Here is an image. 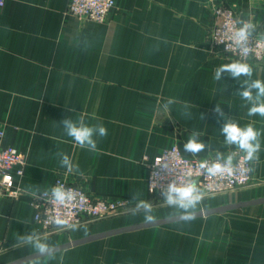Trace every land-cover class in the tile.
Masks as SVG:
<instances>
[{
	"label": "crops",
	"instance_id": "1",
	"mask_svg": "<svg viewBox=\"0 0 264 264\" xmlns=\"http://www.w3.org/2000/svg\"><path fill=\"white\" fill-rule=\"evenodd\" d=\"M116 2L104 23L76 18L69 0H6L0 8V130L3 145L26 158L20 197L0 201V264L166 262L190 258L201 240L212 244L211 264H264V117L249 116L251 105L239 95L247 77L214 78L219 66L238 60L214 52L207 36L213 5L227 4L264 37V0ZM244 63L253 80L264 81V61ZM81 117L107 128L105 137H94V152L76 145L60 123ZM230 118L261 133L252 183L203 196L193 219H179L166 205L152 206L151 223L166 222L130 230L148 224L142 211L75 230L44 232L36 223L33 196L50 190L57 176L92 196L151 201L148 162L171 144L193 156L183 149L193 132L209 145L198 155H227L237 149L221 133ZM58 153L79 173H68ZM33 232L53 256L19 242Z\"/></svg>",
	"mask_w": 264,
	"mask_h": 264
},
{
	"label": "built area",
	"instance_id": "2",
	"mask_svg": "<svg viewBox=\"0 0 264 264\" xmlns=\"http://www.w3.org/2000/svg\"><path fill=\"white\" fill-rule=\"evenodd\" d=\"M5 2L6 0H0V8L4 7ZM114 7L115 0H69L70 14L79 19L99 23L105 22ZM213 15L212 26L207 36L214 52L242 62L264 61V37L252 35L248 41L250 52L247 56H242L239 49L229 39L232 31L239 27L236 23L239 17L235 8L227 4H217ZM3 136V132L0 131V199L16 200L22 193L17 179L24 173L26 159L16 150L3 147ZM243 156L241 152L237 153L233 161L234 170L231 176L211 177L200 168V164L206 160L212 162L215 156H186L177 145H171L148 162V191L152 196L163 200L160 193L169 183L181 184L189 176L197 181L204 195L221 194L244 187L252 181V171H248L249 168L252 169V162L244 161ZM57 185H64L66 189L73 190L76 199L65 207L54 204L50 196L43 195L50 190L33 196L35 221L46 232H52L55 228L68 230V228L54 226L53 217L66 218L70 223L78 226L89 220L124 212L136 205L135 202L123 196H92L81 186L70 184L61 176L54 179L52 187Z\"/></svg>",
	"mask_w": 264,
	"mask_h": 264
},
{
	"label": "clouds",
	"instance_id": "3",
	"mask_svg": "<svg viewBox=\"0 0 264 264\" xmlns=\"http://www.w3.org/2000/svg\"><path fill=\"white\" fill-rule=\"evenodd\" d=\"M236 23L239 27L232 31L229 39L232 44L239 49L242 56H247L250 52L248 41L255 31V26L251 22L243 19L238 20ZM225 73L234 80H239L242 76L247 77V79L241 83L239 95L244 101L251 105L248 110L249 116L259 114L261 117H264V81L252 79V67L242 61H233L219 66L215 71L214 78L220 80L222 79V74ZM172 102L173 101L169 100L168 104ZM167 106L168 105H165L166 108ZM215 110L221 116L224 115L221 107L216 106ZM60 123L63 124L67 136L70 137L76 145L93 152L97 150V141L94 137H105L108 134L107 128L102 124L89 125L85 122L83 117L78 121L66 118ZM221 133L225 137V143L227 145H235L240 152L244 153V161L255 162L258 160L257 153L260 150L259 136L261 133L255 130L251 124L242 128L230 118L227 119L221 127ZM199 135L198 132H193L188 141L183 144V149L186 153L195 155L204 151L206 147H209L208 144L199 139ZM58 155L60 156L61 166L65 167L68 173L74 171L79 173V166L74 164L67 154L58 153ZM236 156L237 152H232L225 156L217 151L215 153V159L212 162L207 160L203 161L200 164V168L211 177L231 176L234 170L233 161ZM252 170L251 168L248 169V171ZM43 195L50 196L51 202L54 204L65 207L69 202L76 199L73 190L66 189L64 185L54 186L50 189V192H45ZM160 195L167 205L179 210V219L188 221L194 218L197 205L201 202L204 193L198 187L197 181L189 176V178L181 184L175 182L169 183L168 186L161 191ZM132 199L137 200V197L132 196ZM141 211L144 214L143 218L146 223L155 222V217L152 215L153 207L151 203L145 200H138L134 208V213H139ZM52 223L56 227L72 230H75L77 227V225L70 223L66 218L53 217ZM18 240L19 242L31 245L38 256L54 255V248L46 241H42L35 232L20 236Z\"/></svg>",
	"mask_w": 264,
	"mask_h": 264
},
{
	"label": "rangeland",
	"instance_id": "4",
	"mask_svg": "<svg viewBox=\"0 0 264 264\" xmlns=\"http://www.w3.org/2000/svg\"><path fill=\"white\" fill-rule=\"evenodd\" d=\"M116 5H117V2L115 0V7H116ZM216 6H217V4H214L213 7H212V20H213V17H214L213 11H214V8ZM232 8H234V7H232ZM235 10H237V9L235 8ZM237 14H238V10H237ZM238 17H239V14H238ZM101 23H104V22H101ZM209 45H210V42H209ZM3 134H4V132H3ZM2 145H3V139H2ZM171 145H177V144H171ZM3 147L10 148V149H14L20 155H25L24 152L18 150L14 146H4L3 145ZM232 152H237L238 153L240 151L238 149H236V150H233L232 149V150L229 151L228 154H230ZM242 154H244V153H242ZM193 156H213L214 157L215 154H212V155L211 154H200V155L196 154V155H193ZM252 169H253V164H252ZM252 180H253V170H252ZM251 183H252V181L249 184H251ZM248 185H246V186H248ZM246 186H244V187H246ZM19 188L21 189V186H19ZM241 188H243V187H241ZM228 192H230V191H228ZM203 196H208V195H203ZM1 199H0V201H1ZM149 202L151 203L152 206H155V207L156 206H159L160 207V206H166L167 205L162 199H160L157 196H153L152 199H151V201H149ZM134 208H131V209L125 210L124 212L117 213V214H114V215H110V216H107V217L101 218V219H106V218H111V217H117V216H129V215H131L134 212ZM101 219L89 220V222L87 221L86 223L95 222V221L101 220ZM41 229L44 231V228L42 226H41ZM59 229L60 228H55V229H53V231H56V230H59ZM68 230H72V229H68ZM44 232H46V231H44ZM159 235L160 234L159 233H155V230H154L153 233L150 234V238L151 239H154L152 241L156 242L157 236H159ZM211 247H212L211 242H204V240H201V241H199L197 243L195 252H194V254L190 258H186V257H183V256L178 255V256H173L170 260H166V262H108V264H211V262L209 260V259H211L210 255H209L210 252H211ZM106 263L107 262H80V264H106ZM25 264H67V262H28V263H25Z\"/></svg>",
	"mask_w": 264,
	"mask_h": 264
},
{
	"label": "water",
	"instance_id": "5",
	"mask_svg": "<svg viewBox=\"0 0 264 264\" xmlns=\"http://www.w3.org/2000/svg\"><path fill=\"white\" fill-rule=\"evenodd\" d=\"M211 211H205V212H202V214H207ZM167 221V220H166ZM166 221H161V222H156V223H148V224H143V225H139V226H135V227H131V228H127L125 230H130V229H136V228H140V227H146V226H151V225H157L159 223H162V222H166ZM123 231V230H122ZM22 262V261H21ZM21 262H16V263H13V264H20Z\"/></svg>",
	"mask_w": 264,
	"mask_h": 264
}]
</instances>
